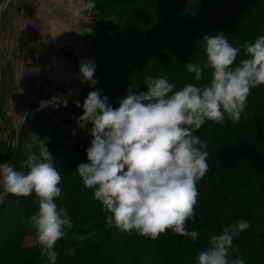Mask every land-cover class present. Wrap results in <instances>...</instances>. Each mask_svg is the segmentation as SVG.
<instances>
[{"label":"clouds","instance_id":"obj_1","mask_svg":"<svg viewBox=\"0 0 264 264\" xmlns=\"http://www.w3.org/2000/svg\"><path fill=\"white\" fill-rule=\"evenodd\" d=\"M66 7L70 23L77 25L95 3L67 0ZM202 39L206 59L184 66L196 81L210 69L206 85L190 83L174 91L167 77H147V91L134 94L130 87L118 107L110 105L99 90L89 92L82 105L76 101L83 109L77 125L86 129L91 123L88 131L93 137L86 149L88 162L79 164L76 171L84 187L93 190L109 227L152 240L169 229L192 241L200 236L186 224L195 218L197 184L208 170L209 152L207 143L193 133L206 121L223 123L225 114L238 122L251 90L264 86V35L245 45L247 58L239 64L235 61L241 50L229 43L224 32ZM95 67L94 61H81L82 83L94 86L98 82L93 79ZM47 144V137L30 131L24 142L27 172L15 170L9 161L0 163V188L17 197L35 195L38 212L29 223L47 264H57L56 245L68 237L74 224L66 208L55 202L62 195V177ZM250 227L249 221L239 219L221 234L211 235L195 264H245L239 256L230 259V254L234 239ZM73 238L85 239L83 235ZM68 254L75 255V249Z\"/></svg>","mask_w":264,"mask_h":264},{"label":"rangeland","instance_id":"obj_2","mask_svg":"<svg viewBox=\"0 0 264 264\" xmlns=\"http://www.w3.org/2000/svg\"><path fill=\"white\" fill-rule=\"evenodd\" d=\"M28 1L32 2V0ZM64 1L66 0H62V2ZM4 3L5 0H0V13ZM23 3H26V0H11L2 17L0 15V163L9 161L17 171H20L18 166L24 165L23 162L27 158V152L24 149L25 136L22 131L25 120L31 112L37 117L39 114L48 116L50 122L48 125L56 129L63 141L66 140L67 143L73 144L76 142L73 139L75 137L80 147L86 151L93 137L75 124L83 111L66 115L65 111L68 106L83 98L84 93L88 94L94 90H99L102 97L107 96L109 104L114 108L119 106L118 100L126 96L120 90V85L123 82L115 80L118 77L115 73L120 71L119 68L115 72V67L110 66L104 56L94 51L85 42L86 35L84 34L87 31L92 29L88 36L92 35L98 40L104 36L110 40L132 46L137 51L134 61L154 64L158 60L165 62L172 59L174 63L171 66L177 71L176 74L180 83L186 85L189 80L183 76L182 70H179L185 68V64L181 60L188 57V53H186L188 47L184 44L188 39L193 38L194 33L196 34L199 29L194 30L192 28L179 39L171 38L172 30L177 29L185 20L205 19L211 5L217 11V0H141V2L132 5L112 4L110 0H93L95 8L86 11L83 19L76 25L79 27L77 39H73L76 35L73 32L71 38H65L61 42L50 40L51 45L49 46L52 47V51L47 54V61L43 62L44 64L46 62V66L42 72L36 71L37 74L32 80L34 87L30 90V84L26 81V70H28L26 67L39 62L42 63V61L35 58V56H39L38 50L37 53L32 54V61L26 60L22 63L20 60L23 54L22 33L24 29L18 20H21L19 17L20 7ZM55 9L56 15L65 20L68 18L66 21L70 23L68 11L60 10V13L58 8ZM15 23L17 24L15 25ZM61 30L64 31V36L69 32V28ZM210 34H212V30ZM24 54L27 52L24 51ZM199 55L201 54L199 53ZM85 59L94 61L96 65L93 79L98 82L94 86L87 81L82 83L79 65ZM32 67L30 71L33 72ZM21 71L24 74H21ZM153 74L157 73L154 72ZM143 91H147V88H143ZM90 128H92V124H90ZM73 130H75V135L72 134ZM39 136L44 137V134L41 132ZM248 157V154L243 155L246 160ZM83 158L84 161L88 162L86 152ZM250 168H254L255 177L259 176L258 190L262 194L263 200L257 197L244 199L245 204L239 209L237 220L246 219L249 221L251 224L249 229L253 226L251 229L252 236L249 241L244 240L247 229L235 238L233 243L236 248L232 254L234 257L242 258L245 264H264V160L262 159L256 163L247 160L238 167L219 168L208 164L206 174L201 178L200 184L197 185L199 195H202L201 191L206 187H208V198L210 194L215 195L218 192L220 194L213 202L207 198L208 201L200 203L199 200L201 201V199H198L195 218L189 220L186 227L189 231H198L202 242L192 241L189 237L175 234L177 237L173 239L172 243L175 245L174 249L183 256V260L173 264H195L197 252L194 249L196 246L200 245L205 248L211 235H216L215 232L221 234L222 229L228 226L227 223L231 222L228 213L220 214L227 223L224 222L225 224L218 228V223L215 224L209 209L220 208L221 203L225 200L240 201L241 199L238 200L240 195H229V191L238 184L243 174ZM77 176L79 177L78 173L75 177ZM247 182H249L246 185L247 189L253 188L257 183L256 180L250 178H247ZM78 186L79 184H75L74 187L78 188ZM247 193H249L248 190L245 194ZM7 196L8 193L0 188V206ZM35 201L38 207V201ZM57 205L66 208L70 217L78 214L77 208L72 207V205H65L61 202ZM85 208L90 210V216L95 215V221L93 223L85 222L86 214L82 215V212H79L80 215L78 214L79 216L82 215L81 218L79 216H75L74 219L71 218L74 227L69 229L68 233L77 231L79 236L83 235L85 239L76 242L68 235L67 238L59 241L56 245V250L59 252L57 264H77V253L79 256L85 255L87 247L102 242V238L99 236L100 231H108L106 219L103 218L105 212L102 210L101 204L95 200L94 194L86 203ZM86 210L85 212L88 211ZM102 220L106 225L101 224ZM236 221L233 220L232 222ZM254 221L258 223L255 224ZM91 231H99L98 236L96 234L92 238L93 232ZM90 232L92 235L88 234ZM141 242L151 249H158V245L153 243V240ZM70 249H75V255L68 254ZM41 257L43 256L37 243L36 234H28L19 253L11 258L0 256V264H37L39 262L47 264V260L45 262L39 261Z\"/></svg>","mask_w":264,"mask_h":264},{"label":"trees","instance_id":"obj_3","mask_svg":"<svg viewBox=\"0 0 264 264\" xmlns=\"http://www.w3.org/2000/svg\"><path fill=\"white\" fill-rule=\"evenodd\" d=\"M110 1L112 4L123 5H132L141 2V0ZM216 6L217 11H215L213 5L209 7L207 12L208 16L205 19H196L195 21L185 20L177 29L172 30L173 35L171 38L179 39L190 29H199L193 35L195 39H188L184 44L188 47L186 49L188 57L181 60L184 64H187L189 61L192 63H201L206 59L205 42L202 37L210 35L211 30L212 34L224 32L229 43L234 47L240 48L241 51L237 55L235 64H239L240 60L247 58L244 54L245 45L247 43H254L258 37L264 35V0H217ZM90 36L85 37V42L94 51L104 56L109 62V65L115 67V72L119 68L120 71L115 73L118 76L115 80L117 82H123L120 85L122 93L127 95V89L131 87L134 94H139L143 91V88H147L145 83L147 77H167L169 82L175 85L174 91H178L185 86L180 83L176 74L177 71L171 66L174 63L172 59L165 62L158 60L154 64L134 61L137 51L132 46L110 40V38L104 36L99 40L94 36ZM179 70H182L183 76L188 78L189 81L187 84L191 83L202 86L208 84L211 78L210 69H206L203 72L202 78L199 81H196L194 74L188 73L186 68H180ZM154 72L157 74H153ZM88 94L84 93V97L76 101H79L82 105ZM76 101L68 106L65 111L66 115L83 111L82 107L76 106ZM48 122V116L39 114L37 117L31 112L25 120L22 134L26 139L30 131L37 134L42 132L44 137L48 138L47 147L53 154L56 167L62 177L60 184L62 195L56 199V203L61 202L65 205H72V207L77 208L78 214L79 212H82V215L86 214L84 218L85 222L93 223L96 217L95 215L90 216V210L87 209V211L85 206L88 200L90 201L92 198L94 192L92 189L84 187L80 177H75L78 173L76 171L77 166L81 163H87L83 158L86 151L80 147L75 137L73 139L76 142L73 144L67 143L66 140L63 141L62 136L59 137L56 129L50 127ZM75 124L78 126L77 121ZM90 124L86 126V129H83L86 134H89L88 130L91 129H89ZM193 134L198 136L202 142L207 143V151L209 152L207 163L213 166L219 168L238 167L242 166L247 160H252L255 163L258 160H264V86H259L251 90L244 112L241 114V119L238 122H233L228 119L227 114H225L223 123H215L210 120L206 121ZM44 137L41 136V138ZM244 154H248L249 157L247 160L243 158ZM18 169L24 172L28 170L24 165L18 166ZM253 169L250 168L249 171L243 174L242 177L244 178L242 179L241 177L242 180L240 179L238 184L234 186L235 188L233 187L234 189L232 188L233 190L231 189L229 191V195H240L238 199H241L240 201L236 202L233 199V201L225 200L221 203L220 208L214 207L209 209L215 224L218 223V228L226 222V219L221 217V213H228V217L231 220L230 223L226 222L228 226L233 223V220H237L239 209L245 204L244 199L246 197H257L263 200L262 194L258 190L259 176L255 177V170ZM247 178L257 181L251 189L246 188V185L249 183L247 182ZM74 179L75 181H72ZM200 182L201 180L198 184ZM75 184H79L78 188L74 187ZM207 188H204L201 191L202 195L198 197V199H201V201L199 200L200 203L202 201H208V199L213 202L220 194L219 192L215 195L210 194L208 198ZM247 190L249 193L245 194ZM35 200L37 199L34 194L28 197H17L8 194L3 200L0 206V256H8L9 258L16 256L22 248L26 235L36 234L35 228L29 223L31 217L38 212ZM67 212L70 216L68 210ZM78 214L77 216L80 215ZM106 215V213H103L104 219ZM75 216L73 215L70 218L74 219ZM81 216L79 217L81 218ZM101 222V224L106 225L103 220ZM253 223L257 224L258 222L254 221ZM251 229H248L247 233L244 234V240H250L252 236ZM91 232H93L92 238L96 234L98 236L99 231ZM99 234L102 242L87 247L85 250L86 254L83 256H79L77 253V264H173L181 259L183 260V256L174 249L175 245L172 243L177 235L170 229L162 233L158 239L153 240V243L158 245L157 250L143 245L141 241H151L152 239L140 236L135 231L125 233L117 230L115 227L108 226V231H100ZM215 234L220 233L215 232ZM69 235L74 239L73 237L79 236V232L72 231ZM74 240L76 242L78 241V239ZM198 241H201L199 237L196 242ZM235 248L236 245L234 246ZM78 249L80 250V248ZM201 250H204V247L200 245L194 249L197 253ZM231 258H234L232 252L230 254ZM40 259L39 261L42 262L47 260L44 256ZM37 264L42 263L39 262Z\"/></svg>","mask_w":264,"mask_h":264},{"label":"crops","instance_id":"obj_4","mask_svg":"<svg viewBox=\"0 0 264 264\" xmlns=\"http://www.w3.org/2000/svg\"><path fill=\"white\" fill-rule=\"evenodd\" d=\"M66 3L67 0L64 2H62V0H32L31 3L26 0V3H23V5L21 4L19 16L21 20H18V22L22 23L24 31L22 33L23 54L21 55L20 60L22 63L26 60L32 61V54L39 51V56H35V58L42 61V63L39 62L26 67L28 69L26 70V81L30 84V90L34 87L32 80L37 74L36 69H38L39 72H42L43 68L46 66V62L45 64L43 62L45 60L47 61L48 58L46 56L52 51V47L49 46L51 45L50 40H58V42H61V40L65 38H71L73 32L76 34L73 39H77L78 37L79 27L76 25H73V27L71 23L66 21L68 18L65 20L63 17L56 15L55 8H58L59 12L60 10L68 11ZM16 24L17 23H15V25ZM48 28H50V30H48ZM64 28H69V32L66 36H64V31L61 30ZM91 30L92 29L89 31ZM87 32L84 35L88 36L89 32ZM24 51H26L28 55L24 54ZM35 65H37V68ZM31 67L34 69V73L30 71ZM21 74H24V72L21 71Z\"/></svg>","mask_w":264,"mask_h":264},{"label":"water","instance_id":"obj_5","mask_svg":"<svg viewBox=\"0 0 264 264\" xmlns=\"http://www.w3.org/2000/svg\"><path fill=\"white\" fill-rule=\"evenodd\" d=\"M10 1H11V0H5V3L3 4L2 8H1V13H0L1 17H2V14H3L4 10L6 9V7L8 6V3H9ZM1 17H0V18H1Z\"/></svg>","mask_w":264,"mask_h":264}]
</instances>
